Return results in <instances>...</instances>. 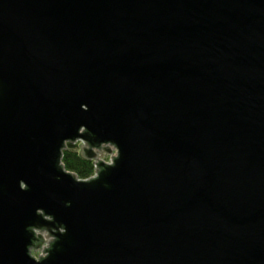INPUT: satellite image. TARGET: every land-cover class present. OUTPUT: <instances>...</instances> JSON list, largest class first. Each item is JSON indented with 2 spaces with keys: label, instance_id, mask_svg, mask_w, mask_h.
I'll return each mask as SVG.
<instances>
[{
  "label": "water",
  "instance_id": "1",
  "mask_svg": "<svg viewBox=\"0 0 264 264\" xmlns=\"http://www.w3.org/2000/svg\"><path fill=\"white\" fill-rule=\"evenodd\" d=\"M0 264H264V0H0Z\"/></svg>",
  "mask_w": 264,
  "mask_h": 264
},
{
  "label": "trees",
  "instance_id": "2",
  "mask_svg": "<svg viewBox=\"0 0 264 264\" xmlns=\"http://www.w3.org/2000/svg\"><path fill=\"white\" fill-rule=\"evenodd\" d=\"M62 162L68 170L76 173L82 179L90 177L94 170L93 160L82 154L77 144H67L63 150Z\"/></svg>",
  "mask_w": 264,
  "mask_h": 264
},
{
  "label": "built area",
  "instance_id": "3",
  "mask_svg": "<svg viewBox=\"0 0 264 264\" xmlns=\"http://www.w3.org/2000/svg\"><path fill=\"white\" fill-rule=\"evenodd\" d=\"M114 152H115V151H113L111 154H107V153L104 152L105 157H101V156H100V159H104L105 161L108 162V161L111 159V156H112V154H113ZM95 169H96V165H94V170H93V173H92L91 176L95 175ZM88 178H89V177H88ZM45 240H46V241L44 242L42 248H39L38 250H36V255H34V256H36L37 258H40V256L44 254V247H48V242H47L48 239L45 238Z\"/></svg>",
  "mask_w": 264,
  "mask_h": 264
},
{
  "label": "flooded vegetation",
  "instance_id": "4",
  "mask_svg": "<svg viewBox=\"0 0 264 264\" xmlns=\"http://www.w3.org/2000/svg\"><path fill=\"white\" fill-rule=\"evenodd\" d=\"M75 144H77V146H79V148H80V146H81V143H80V142L75 143ZM98 152H99V155H100L101 157H105V154H104V151H103L102 148H101L100 150H98ZM93 162H94V160H93ZM94 165H95V164H94ZM38 234H40V235L42 236V232H38ZM43 235H44V234H43ZM30 253L33 254V255H36V250L32 247V248L30 249Z\"/></svg>",
  "mask_w": 264,
  "mask_h": 264
},
{
  "label": "clouds",
  "instance_id": "5",
  "mask_svg": "<svg viewBox=\"0 0 264 264\" xmlns=\"http://www.w3.org/2000/svg\"><path fill=\"white\" fill-rule=\"evenodd\" d=\"M82 108H83L84 110H87V109H88V107H86L84 104L82 105ZM114 156H120V151H119V149L115 150V152H114ZM108 163H109V164H115V161L112 160V159H110V160L108 161ZM58 178H59V177H58ZM95 178H96V177H92V179H95ZM77 180H78V178L75 179V181H77ZM105 186L107 187L108 185L105 184ZM21 187H23V186H21Z\"/></svg>",
  "mask_w": 264,
  "mask_h": 264
},
{
  "label": "rangeland",
  "instance_id": "6",
  "mask_svg": "<svg viewBox=\"0 0 264 264\" xmlns=\"http://www.w3.org/2000/svg\"><path fill=\"white\" fill-rule=\"evenodd\" d=\"M44 236H45V234H44Z\"/></svg>",
  "mask_w": 264,
  "mask_h": 264
}]
</instances>
